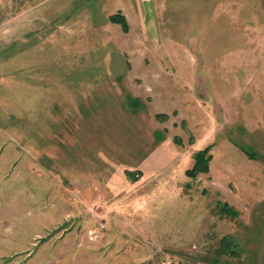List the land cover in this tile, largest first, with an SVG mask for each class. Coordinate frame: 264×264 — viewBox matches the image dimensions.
Returning <instances> with one entry per match:
<instances>
[{
  "label": "rangeland",
  "instance_id": "obj_1",
  "mask_svg": "<svg viewBox=\"0 0 264 264\" xmlns=\"http://www.w3.org/2000/svg\"><path fill=\"white\" fill-rule=\"evenodd\" d=\"M0 264H264V0H0Z\"/></svg>",
  "mask_w": 264,
  "mask_h": 264
},
{
  "label": "trees",
  "instance_id": "obj_2",
  "mask_svg": "<svg viewBox=\"0 0 264 264\" xmlns=\"http://www.w3.org/2000/svg\"><path fill=\"white\" fill-rule=\"evenodd\" d=\"M112 20L115 21V22H118V23L119 22L124 23V18H123L122 15L117 16V18L115 16H112ZM199 157L200 156H198L197 158H199ZM209 160H210V158H206V159H204L202 161V163H201L202 164V168L207 169V166L209 164ZM198 164H200V162ZM228 212H231V211L229 210ZM222 244H223L224 247H227V248L232 245L233 248H234V250L237 247V245L234 243V241L233 240H230V237L229 236H226V237L223 238ZM234 253H236V251ZM205 260H206V258H205Z\"/></svg>",
  "mask_w": 264,
  "mask_h": 264
}]
</instances>
